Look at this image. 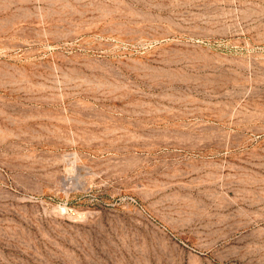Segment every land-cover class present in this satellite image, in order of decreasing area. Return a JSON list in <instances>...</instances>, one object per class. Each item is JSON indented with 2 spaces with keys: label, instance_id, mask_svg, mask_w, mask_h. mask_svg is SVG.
Masks as SVG:
<instances>
[{
  "label": "rangeland",
  "instance_id": "374dc122",
  "mask_svg": "<svg viewBox=\"0 0 264 264\" xmlns=\"http://www.w3.org/2000/svg\"><path fill=\"white\" fill-rule=\"evenodd\" d=\"M0 264H264V0H0Z\"/></svg>",
  "mask_w": 264,
  "mask_h": 264
}]
</instances>
